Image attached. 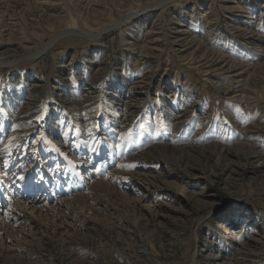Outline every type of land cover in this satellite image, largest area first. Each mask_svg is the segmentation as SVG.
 I'll return each instance as SVG.
<instances>
[{"label": "rangeland", "instance_id": "obj_1", "mask_svg": "<svg viewBox=\"0 0 264 264\" xmlns=\"http://www.w3.org/2000/svg\"><path fill=\"white\" fill-rule=\"evenodd\" d=\"M186 41V57L200 46L182 60ZM218 54L241 74V100L215 85L230 78L206 74ZM0 62L2 155L27 160L23 170L39 150L70 183L65 197L80 193L78 172L102 180L38 264H264V0H0ZM116 144L129 154L115 157ZM255 231L262 240L240 257ZM27 240L0 264L35 263L41 240Z\"/></svg>", "mask_w": 264, "mask_h": 264}, {"label": "bare ground", "instance_id": "obj_2", "mask_svg": "<svg viewBox=\"0 0 264 264\" xmlns=\"http://www.w3.org/2000/svg\"><path fill=\"white\" fill-rule=\"evenodd\" d=\"M110 28L111 26H108L103 31L105 32ZM101 32L100 31L95 32V33L92 32L89 35L91 36V38H93V37H97L100 34H102ZM179 33L180 34L177 36L178 38L180 39L183 38L184 40L190 41L188 40V35H187L188 33L185 29L184 30L180 29ZM65 34L77 35L78 32L69 30L65 32ZM190 39L194 42L192 38ZM155 40H158V39L157 38L152 39V41H155ZM152 41H149V42H152ZM187 41L185 42L187 43L186 45L185 44L184 46L180 45V48H179L180 49L179 52L180 53L183 52L180 54L181 55L180 59L182 60L184 59L187 60L188 59L187 57H190V56L193 57L194 54L197 53L195 51L199 50L200 45H198L197 48H194L191 51H189V56L186 57L187 54L185 52L190 50V48H192L193 46V44H189ZM43 49L44 50H42V52L47 50V48H43ZM221 57L222 56L218 54L217 60L211 63L209 65L210 67L207 66L206 74L212 71V76L218 80L220 79V77L225 79L224 76H226V78H230L233 81V84H230L227 86H223L221 84H215V85L218 88L219 87L222 88L224 90V94L227 95L228 98L241 100L243 96L240 90L241 89L240 88L241 87V84H240L241 74L238 72L233 73V71L231 74H227L226 67L223 65V63L221 64V60H220ZM1 63L2 62H0V64ZM116 114L124 115L123 108L121 109L119 113H116ZM102 130L103 131L105 130L104 126L102 127ZM106 130L108 132L107 134L112 133L108 127L106 128ZM99 140L101 139L99 138ZM117 147H118V144L115 145V150H114L115 157L119 155V157L121 158L122 156L129 154L126 148H124L121 151ZM1 148L2 147L0 146V168H1L0 169V255L1 254H6L7 256L17 255V253L19 254V251L21 249H24V247H26L24 244L28 241L27 238H31V239L38 238L41 240V242L39 243V247H37L38 252L35 254L36 260L34 261L35 263H33V264H38L39 260L45 261L43 259L44 255L40 252L41 250H43V248L41 247V245H43L42 243L44 242L48 243V240H51L53 238L52 236L65 235L68 232L69 228L72 229L74 227L72 226L73 224L71 222L73 221L72 217L74 216L76 218L78 215V211L75 212L74 208H79L78 203L80 202L81 199L89 196L92 192L95 191V189H99L101 187L102 180L86 178L85 175L79 174L78 172L75 175L76 179L71 182V185L75 187L74 188L75 190H77L78 188V190H80V193L76 195H72L70 197H65L63 195L66 194L68 191H71V189L69 188L70 183L68 182L64 183V182L58 181V175L56 174L57 177H55V175L52 173L54 172L53 168L51 167L53 163L49 165L47 164V160L42 161V162H40V160L39 161L37 160L38 154H41L39 150H37L38 151L37 154H36V151L34 150L35 153L33 154V161L34 162L37 161L34 164V166L27 165L28 167L23 168L22 170L20 166L23 165L27 160H22L21 158H17V159L13 158L11 155L12 153L10 154V152L9 153L4 152V155H2L3 151L1 150ZM130 148L132 149V147ZM53 153L50 152V154H53ZM55 153H56V150H55ZM53 159L55 158L52 157L51 162L53 161ZM61 161L58 160L59 163H61ZM63 164L64 166H66L65 163ZM81 164L84 165L83 167H86V169L82 168L83 171L85 170L86 172L87 170L90 172H94L93 168H91V165L87 164L86 162H82ZM13 165H14V169H12ZM58 167L59 166H57L56 169L60 170L59 168H61L62 166H60L59 168ZM87 167H90L89 170L87 169ZM105 168L106 166L105 167L103 166V169ZM113 169L110 168L106 171L109 174H111ZM77 170H79L78 167H77ZM17 174L19 177H22V176L24 177L14 178V176ZM36 174L40 175V178H41L40 180L38 179L36 181ZM88 175L89 173L87 174V176ZM79 179L82 182L81 187L79 185ZM112 179L113 178L111 177V180ZM114 180L115 182L118 181L117 183L121 184V188L124 191L126 192L128 191L131 194L135 192V190L133 191L130 187L133 182L130 178L128 179L127 177L126 179L123 178L122 180H120L119 177H116L114 178ZM179 183L180 182L177 180H170L167 182L169 187L176 189L177 191H179L181 187ZM139 188L141 192L142 190H144L142 198H145L146 196L148 197V193L145 192L144 187L140 186ZM185 198L190 199L193 197L190 195H187ZM148 204L154 205L152 201L148 202ZM233 217H235V215H233ZM247 222L249 226L252 224V221L247 220ZM216 227H218L219 230L221 231L220 236L222 239L229 238V239L236 240V238H234L236 237L234 233L237 231H234V229H232V227L228 226L226 223H222V224L219 223L218 225H216ZM259 228L260 226L256 227V229H259ZM256 234H257V237L256 236L254 237L252 234L251 236H248L244 242L240 243L238 246H235V253L239 255L240 257H243V256L248 257L251 254L252 249L256 248L259 245L260 240H262L261 239L262 236H260L259 232L255 231L254 235ZM225 252H229V251L225 250ZM219 257H220V262L218 264H229L230 263L227 261V258H226L227 256L215 255V258H219ZM41 261L40 263H42Z\"/></svg>", "mask_w": 264, "mask_h": 264}, {"label": "snow or ice", "instance_id": "obj_3", "mask_svg": "<svg viewBox=\"0 0 264 264\" xmlns=\"http://www.w3.org/2000/svg\"><path fill=\"white\" fill-rule=\"evenodd\" d=\"M36 119L37 120H40V119H42V116H38V117H36Z\"/></svg>", "mask_w": 264, "mask_h": 264}]
</instances>
